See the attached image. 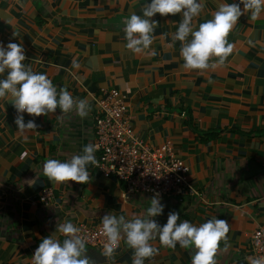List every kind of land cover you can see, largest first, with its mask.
<instances>
[{
	"label": "crops",
	"instance_id": "1",
	"mask_svg": "<svg viewBox=\"0 0 264 264\" xmlns=\"http://www.w3.org/2000/svg\"><path fill=\"white\" fill-rule=\"evenodd\" d=\"M239 0H203L194 25L212 19L219 3ZM151 0H0V44H22L25 65L47 75L57 87H66L75 99L89 102L81 118L74 112L57 118L23 113L37 128L20 133L17 111L10 99L0 98V264H31L43 238L59 223L97 226L106 214L126 219L146 212L152 196L122 198L124 182L104 176L89 165V182L54 183L42 174L44 162H66L95 139L96 100L111 89L126 97L127 116L134 135L151 150L166 143L187 166L185 177L198 194L182 200L161 198L163 226L176 212L181 222L200 225L214 216L230 225L225 250L221 242L217 264H248L255 256L251 234L264 229V13L255 20L243 15L228 40L235 45L225 65L216 70L185 71L181 43H173L182 14L151 19V48L155 55H134L125 48L124 21ZM243 10V5H240ZM9 21V22H7ZM191 39V37H189ZM73 60L80 64L72 68ZM7 72L0 74L6 78ZM98 152H95L96 159ZM45 187L53 190L49 205L39 201ZM61 241L63 237H60ZM158 255L145 264H191L193 249L150 242ZM94 264H132L134 250L122 239L114 258L86 245Z\"/></svg>",
	"mask_w": 264,
	"mask_h": 264
},
{
	"label": "clouds",
	"instance_id": "2",
	"mask_svg": "<svg viewBox=\"0 0 264 264\" xmlns=\"http://www.w3.org/2000/svg\"><path fill=\"white\" fill-rule=\"evenodd\" d=\"M202 10L203 0H151L142 9L143 18L133 12L124 21L125 48L134 55H155L151 45L159 23L151 18L157 13L161 16L182 14L178 30L170 34L173 43H181L182 68L185 71L216 70L225 65L234 51L235 45L229 42L228 37L240 18L250 13V19L257 20L264 13V0H239V3L231 4L221 2L218 10L212 13V19L197 27L193 21ZM24 53L22 44L10 42L6 48L0 44V74L7 72L6 78L0 79V98L10 99L16 109L15 123L20 133L27 134L37 128L34 121L25 123V112L40 117L55 113L59 108L62 115L57 118L61 119L73 112L81 118L89 115L91 109L87 100L73 98L66 87L58 91L47 75L34 72L25 65ZM72 68L79 69L80 64L73 60ZM96 150L97 145L89 143L80 154L71 156L66 162L49 158L43 164L42 174L57 184L69 181L86 184L90 178L88 166L99 165L94 155ZM163 212L160 194L155 193L150 206L141 215L130 219L113 213L104 215L100 232L106 237V242L101 255L114 258L120 241L124 239L127 246L134 250L132 264H145L146 260L158 255L159 250L150 243L158 238L160 244L167 248L175 249L179 244L182 248L193 249L191 264H217L215 258L221 242L225 250L230 247V225L226 220L214 216L197 226L188 220L178 223L179 214L170 212L167 223L160 226L153 218ZM81 231L70 221L59 223L55 233L42 239L31 264H94L87 256L88 240L81 235ZM60 237H63L62 241ZM247 259L248 264H264V256Z\"/></svg>",
	"mask_w": 264,
	"mask_h": 264
},
{
	"label": "built area",
	"instance_id": "3",
	"mask_svg": "<svg viewBox=\"0 0 264 264\" xmlns=\"http://www.w3.org/2000/svg\"><path fill=\"white\" fill-rule=\"evenodd\" d=\"M97 109L93 116L95 139L99 165L96 166L104 176H113L124 182L122 198L130 194L145 193L153 197L176 195L182 200L186 194H198L187 182L185 172L188 168L176 158L169 144L151 150L134 135L127 116L126 97L117 89H111L105 97L96 100ZM53 190L45 187L39 193V201L49 205ZM97 226H81V235L88 243L102 250L106 237ZM255 243L251 251L255 256H264V229L259 228L251 234ZM259 242V243H258Z\"/></svg>",
	"mask_w": 264,
	"mask_h": 264
}]
</instances>
